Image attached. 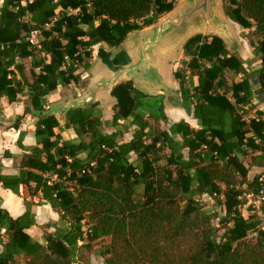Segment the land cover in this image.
Instances as JSON below:
<instances>
[{
  "label": "trees",
  "instance_id": "16d2710c",
  "mask_svg": "<svg viewBox=\"0 0 264 264\" xmlns=\"http://www.w3.org/2000/svg\"><path fill=\"white\" fill-rule=\"evenodd\" d=\"M176 2L4 0L0 100L15 102L27 89L30 104L24 113L37 117L38 146L23 157L19 175H4L0 167V184L14 193L21 184L32 196L41 191L70 228L63 235L45 233L43 245L28 233L36 224L32 210L14 218L0 201V264H71L79 242L89 250L99 245L105 264H264L262 221L252 208L247 217L241 211L244 193L264 189V110L246 115L252 85L264 89V0H223L228 18L261 36L258 43L250 40L261 61L255 77L219 36L197 34L185 43L183 53L190 60L174 76L200 128L184 120L164 128L163 98L137 91L130 81L113 89L116 103L107 123L132 128L128 141L118 131H102L97 103L65 112L63 125L49 109V94L81 79L73 62L88 67L94 44L104 50L118 47ZM56 16L55 25L43 29L40 50L17 43ZM66 55L73 62L63 68ZM25 59L31 61V75ZM58 127L74 129L80 141L62 139ZM248 166L262 171L249 179ZM48 172L76 181L75 188L49 184ZM239 176L246 189L238 186ZM203 195L224 207L218 225L195 198ZM86 224L91 233L85 232Z\"/></svg>",
  "mask_w": 264,
  "mask_h": 264
},
{
  "label": "water",
  "instance_id": "95a60500",
  "mask_svg": "<svg viewBox=\"0 0 264 264\" xmlns=\"http://www.w3.org/2000/svg\"><path fill=\"white\" fill-rule=\"evenodd\" d=\"M219 0H182L174 9L153 24L127 36L118 46L101 54L98 79L84 97L72 100L63 112L92 105L97 98H116L112 91L118 84L130 81L133 87L150 96L170 92L172 59L188 39L208 31L231 41L229 21L219 11Z\"/></svg>",
  "mask_w": 264,
  "mask_h": 264
},
{
  "label": "crops",
  "instance_id": "0c3cea01",
  "mask_svg": "<svg viewBox=\"0 0 264 264\" xmlns=\"http://www.w3.org/2000/svg\"><path fill=\"white\" fill-rule=\"evenodd\" d=\"M3 2L4 0H0V8ZM94 60V58H91L90 63H93ZM89 71H84L81 75L82 79H79L78 83H70L67 86L59 85L54 93L47 96L50 103L49 109H51V114H54L58 118L60 125L65 123L63 108L72 100L84 97L89 93L91 86L98 80L95 79V76L93 79H90ZM194 81L197 83L196 79H194ZM171 86L172 90H174L172 95H165V93L160 94V97L164 100L166 116L169 120H173L171 124L184 120L192 127L200 128L197 119L193 115V107L189 112L180 103L181 96H179L180 99L175 98L176 94H180L179 83L176 78L171 79ZM61 87L66 89V91L61 92ZM253 97H255V95H253ZM253 102L257 103L256 100ZM95 103L98 104L97 110L102 117L104 113L103 106L105 105L111 107L110 114L113 115V105L116 103L114 98H97L93 104ZM29 104L30 98L27 89L18 95V100L15 102H9L6 97H2L0 100V167L4 175H19L21 170L20 163L23 157L26 154H30L33 147L38 146L36 137L37 117L31 113H24L25 107ZM260 109L263 110L262 108ZM108 125L112 128V131L107 130V132L109 131L108 133L116 131L114 128L116 126ZM128 129L131 130L130 133L132 138V128ZM55 131L61 134L62 139L74 141V129L62 130L58 127ZM176 139L179 141L182 140L180 136H177ZM44 177L47 179L53 178L52 172L45 173ZM31 186L34 187V183H32ZM0 201L2 207L14 218L25 213L28 207L32 210L36 224L28 229V233L33 240L43 245L46 244L44 238L45 233L52 232L54 234L60 233V235H63L70 228V223L62 219L60 213L54 210L47 200L42 198V192L39 191L38 194L32 196L29 186L26 184H21L19 186L18 193H14L12 190L4 188L0 184Z\"/></svg>",
  "mask_w": 264,
  "mask_h": 264
},
{
  "label": "rangeland",
  "instance_id": "374dc122",
  "mask_svg": "<svg viewBox=\"0 0 264 264\" xmlns=\"http://www.w3.org/2000/svg\"><path fill=\"white\" fill-rule=\"evenodd\" d=\"M181 4H182V0H177V2L175 4L176 8L180 7ZM219 4H220V7H219L220 13L229 21V23L231 25V29H232V36L233 37L231 38V41L227 40L228 43H225V44L228 47H230L233 51L238 52L240 54V56L243 60L244 68L247 70V72L249 73V75L251 77H255L257 70L261 67V61H260L259 55L257 53H255L253 47L251 46L250 40H252L255 43H258L261 40V36L256 35L253 29H245L244 30L237 22L228 18L224 13L223 0H219ZM82 27L87 29L86 25H83ZM201 34L202 35H211V33L208 31H204ZM90 49H91L92 55H93V56H91V58L95 59L94 62L90 63L88 65V67H86V68H85L84 62H82V61L79 62L80 64L77 67V72L80 73V75H82L84 73V71L90 70L89 71L90 72V79H93L94 76H99V69L97 67H95V64H100L101 54L104 53L105 48L101 43H96ZM183 49H184V46L182 47V50L179 52V54L175 58L172 59L171 74L169 75L170 79H175L173 70H175L177 67H182L183 64L188 63V61L190 60V57L186 56V54L183 53ZM24 64L26 66V69L28 70V73L31 75V72H30L31 61H30V59H25ZM187 73L189 74V71H187ZM239 77L242 78L243 74H240ZM252 89H253V95H255V97H253V99L256 100L257 103L253 102L252 106L249 109H246V115L249 117L254 116L256 114V111L261 110L260 108H262L264 110V89H262L259 85H252ZM65 91H66V89L61 87V92H65ZM172 93H174V90H172V88H171L170 92H168V95H172ZM147 96H150V95H147ZM160 96L161 95L151 96V97H160ZM179 96H180V94H176L175 98L180 99ZM164 97H165V95H164ZM180 103L189 112L191 111V109L193 107L191 104L183 102L182 99H181ZM61 107H63V106H61ZM110 109H111V107H109L108 105L103 106L104 113H103V117H102V121H103L102 131L104 133H108L109 131H112L111 126H109L107 124L109 121L112 120V116H113L110 114L111 113ZM167 120L168 121L166 123L162 124L164 128L168 127L173 121L171 119L169 120L168 117H167ZM107 128H111V129H107ZM114 128L116 131H118L120 133V135L122 136V140L125 141V140H129L131 138V133H130L131 130L128 129L127 126L123 122L119 126H116ZM107 130H109V131L107 132ZM73 135H74V138H73L74 141L73 142H79L80 138L77 136V134H75V132H74ZM85 139H87V137H85ZM180 142H182V140ZM186 151H187V149L183 150V152H186ZM81 156H85V154L82 153ZM135 158H136L135 154H132L131 160H135ZM241 159L244 160L243 157ZM248 169H249V175H248L249 179H252L253 176L258 175L262 171V168L257 167V166H254V167L248 166ZM238 181H239V183H238L239 187H241L242 189L247 188V184H246V182L244 183L242 177L239 176ZM68 185L70 188H72V190L75 188V186H72L70 183ZM195 198L199 200L201 205L204 207L206 213L211 217L213 224L218 225L219 220L225 215L224 207L217 201L216 198H212L208 195H203L201 197L195 196ZM241 211L245 217H247L250 212L253 213L251 208L249 209L246 206H242ZM89 227H90L89 224H86L84 226L85 232L88 231ZM58 234H60V233H58ZM81 244H82V242H79V244H78L79 248H76L75 258L71 262V264H105L104 258L101 256V253H100L101 250H100L99 245L95 244L93 246V249L89 250L85 247H81ZM44 245H46V244H44ZM1 249H2V247L0 246V250Z\"/></svg>",
  "mask_w": 264,
  "mask_h": 264
},
{
  "label": "built area",
  "instance_id": "2783aa9c",
  "mask_svg": "<svg viewBox=\"0 0 264 264\" xmlns=\"http://www.w3.org/2000/svg\"><path fill=\"white\" fill-rule=\"evenodd\" d=\"M57 21V16L54 17L50 22H47L43 28H37V29H33L30 31V33L25 34L23 39H19L17 41V43H21V42H25L27 44H29L31 47L36 48L37 50H40L42 48V37H43V29L49 30L51 29L55 23ZM65 63L63 65V68H65V66H67L68 64L72 63L73 61L70 59V57L68 55L65 56ZM79 61L76 60L73 62V65L75 67L79 66ZM94 163H92L93 165ZM85 170H83V172H85ZM52 176L53 178L48 179V183L49 184H53V183H65V184H71L72 186H75L76 181H68L67 178H63L61 179L56 173L52 172ZM77 187V185H76ZM72 190V188H71ZM241 199L244 201L243 206H246L247 208H252L254 213L257 214V216L261 219V227L262 229H264V189H261L258 193H254V192H248V193H244L241 196ZM88 233L92 232V229L89 228L88 231H86Z\"/></svg>",
  "mask_w": 264,
  "mask_h": 264
}]
</instances>
